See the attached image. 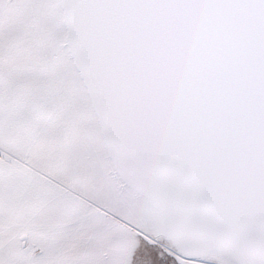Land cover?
Returning <instances> with one entry per match:
<instances>
[{"label":"snow or ice","instance_id":"6c2138e0","mask_svg":"<svg viewBox=\"0 0 264 264\" xmlns=\"http://www.w3.org/2000/svg\"><path fill=\"white\" fill-rule=\"evenodd\" d=\"M0 264H264V0H0Z\"/></svg>","mask_w":264,"mask_h":264}]
</instances>
